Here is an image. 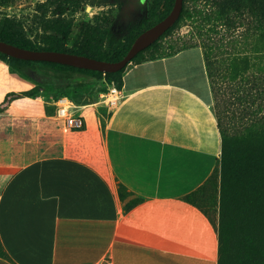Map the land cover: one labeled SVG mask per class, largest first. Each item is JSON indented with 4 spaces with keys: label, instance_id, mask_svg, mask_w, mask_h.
<instances>
[{
    "label": "crops",
    "instance_id": "obj_1",
    "mask_svg": "<svg viewBox=\"0 0 264 264\" xmlns=\"http://www.w3.org/2000/svg\"><path fill=\"white\" fill-rule=\"evenodd\" d=\"M120 88L102 169L64 155L0 165V264H219L207 191L221 138L203 49L131 62Z\"/></svg>",
    "mask_w": 264,
    "mask_h": 264
},
{
    "label": "rangeland",
    "instance_id": "obj_2",
    "mask_svg": "<svg viewBox=\"0 0 264 264\" xmlns=\"http://www.w3.org/2000/svg\"><path fill=\"white\" fill-rule=\"evenodd\" d=\"M150 3L151 0H0V20L10 19L15 29L37 47L62 43L72 49L86 43L97 52L107 53L109 37L115 36L121 44L126 42L141 19L149 16ZM185 7L187 13L175 28L137 61L193 46L209 51L214 63L213 106L224 118L228 138H240L235 145H251L247 141L255 135L261 146L259 154L264 157V20L245 7L237 12L228 10L221 16L211 1L186 0ZM162 10L163 1L157 14ZM155 20L157 17L150 19ZM66 27L70 33L63 39L56 30ZM234 57L236 61L231 63ZM235 66L236 76L230 72ZM110 80L40 64H34L33 75L28 78L0 59V90L10 87V91L0 94V165H22L64 155L102 169L101 127L109 115L99 97ZM66 91L81 107L80 128L65 129L53 117L52 102ZM253 154L250 148H233L228 154L239 162L224 173L222 207L220 167L208 184L207 192L219 199V220L228 218L230 223L245 227L234 233L235 245L242 241L246 228H264V180L256 181L246 164ZM259 250L264 253L263 239ZM260 261L264 264L262 255Z\"/></svg>",
    "mask_w": 264,
    "mask_h": 264
},
{
    "label": "trees",
    "instance_id": "obj_3",
    "mask_svg": "<svg viewBox=\"0 0 264 264\" xmlns=\"http://www.w3.org/2000/svg\"><path fill=\"white\" fill-rule=\"evenodd\" d=\"M162 1H163V10L159 14H157L158 12L157 10ZM185 1L186 0H183V7H182L181 14L178 20L173 24V26H171L151 46L139 52L131 60V62L137 61L138 58H140L145 52H148L150 49H152L161 38L168 35L175 28L177 23L187 13V10L185 7ZM204 1L206 2L211 1L212 4L214 2V4L217 5V7L219 8L218 10L220 11L221 16H224L228 10H233L237 12L241 10V7H245L249 9L250 13L258 16L259 19L264 20V0H204ZM173 5H174V0H151L150 6H149V16L143 17L141 19V21L135 26V28L130 33L129 38L126 42L121 44L118 40L115 39V36L109 37L108 46L110 48V51L107 53L97 52L94 49H92L91 46H89V44H86V43L74 46L72 49L65 48V46H63L62 43L56 44V45H49L47 47H37L32 40L25 37L24 34L20 32L19 30L15 29L14 25H12V21L8 18L0 20V40L10 43L12 45H15L17 47L28 49V50H40V51L48 50V51L67 52L71 54H77V55L94 58L97 60L117 62V61L122 60L125 57V55L127 54L128 50L130 49L131 45L133 44L137 36L141 34L143 31H145L146 29H148L149 27L153 26L154 24L162 20L163 18H165L168 15V13L171 11ZM152 17H157V20L153 22L150 21ZM206 20L210 21L211 18L209 16H206ZM56 31L63 37V39L67 38L70 33L69 27L56 30ZM203 55H204L206 69H207V74H208L210 84H211L212 93L215 98L214 80H213L214 79V72H213L214 63L210 60L209 51H207L206 49L205 50L203 49ZM151 58H154V57H151ZM0 59L7 62L9 66L17 69L19 72L26 75L28 78L32 77L33 75L34 64H40V65L48 66L50 68H54L62 72L86 74L96 79H101L102 77H104V79L108 78V79H111L110 82H113L119 88L121 84V76L125 70V68H123L122 70L116 73H102L99 71L86 70V69L76 68L72 66L58 64V63L20 60V59L9 57L3 53H0ZM235 61H236V58L234 57V59H232V61L230 62L235 63ZM236 70H237L236 66L232 68V70L230 71L231 75L234 74L236 76L235 74ZM67 93L69 92L66 91L65 94L61 93V95L59 96L69 97L68 95H66ZM74 103L80 106L75 101ZM214 106H213V110L215 113V117L217 119V127H218L220 138H221V156L219 159L218 168L215 170L213 175L218 174V169L220 167L221 187H222L220 198H221V207H222L223 193H224V189L226 185L224 173H226L227 170H230V168H233L239 162V160L236 161V159H233V158L231 159L228 157V154H230V151L233 150V148H236L239 150L250 148L254 151L253 158H250L248 163L246 164L249 167V171L253 175L255 174L254 178L256 181H259L261 178L264 180V157H261L259 154L261 146L258 140L255 138V135H252L248 139L249 141H247V143L248 144L251 143V145H246V144L245 145H241V144L235 145V143L241 142L240 138H235L234 140L228 138L226 129H224L223 127L224 118L222 117V115L220 116L218 113L215 112ZM254 164L255 166L253 167ZM212 177L213 176H211V180L214 179ZM259 215L260 214H258V216ZM259 224L263 225L261 224L260 220H259ZM243 228L245 227L244 226L240 227V226L230 223L228 218L223 217V219H221L220 217L219 264H262L260 261V255L264 257V253L262 252V250H259V249H260V244L262 243V239L264 242V228L262 229L259 227L258 230H254V227L252 229H250L249 227L246 228V230H243L244 234L242 235V241L239 244L235 245L234 237L236 236H234V233L237 230H240ZM260 237H262V239H260ZM260 240H261V243H260ZM230 245L236 248L231 249ZM254 246H257L258 248L256 249V251L255 249L252 248ZM234 249L236 250L235 254L233 252Z\"/></svg>",
    "mask_w": 264,
    "mask_h": 264
},
{
    "label": "water",
    "instance_id": "obj_4",
    "mask_svg": "<svg viewBox=\"0 0 264 264\" xmlns=\"http://www.w3.org/2000/svg\"><path fill=\"white\" fill-rule=\"evenodd\" d=\"M183 7V0H174V5L168 15L137 36L125 57L117 62H108L94 58L71 54L67 52L48 50H28L0 40V53L9 57L26 60L58 63L76 68L116 73L131 62L141 51L156 42L178 20Z\"/></svg>",
    "mask_w": 264,
    "mask_h": 264
},
{
    "label": "built area",
    "instance_id": "obj_5",
    "mask_svg": "<svg viewBox=\"0 0 264 264\" xmlns=\"http://www.w3.org/2000/svg\"><path fill=\"white\" fill-rule=\"evenodd\" d=\"M124 95L121 88L113 82L107 86L105 92L100 94L99 103L103 104L109 112L115 109L122 101ZM54 116L63 123L64 128L77 129L82 127L83 118L77 113L80 106L67 96H59L52 102Z\"/></svg>",
    "mask_w": 264,
    "mask_h": 264
}]
</instances>
